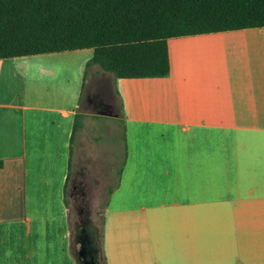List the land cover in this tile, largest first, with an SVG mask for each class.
<instances>
[{
  "label": "crops",
  "instance_id": "crops-1",
  "mask_svg": "<svg viewBox=\"0 0 264 264\" xmlns=\"http://www.w3.org/2000/svg\"><path fill=\"white\" fill-rule=\"evenodd\" d=\"M166 47L165 76L93 65L82 91L91 51L36 80L0 59V264H80L68 206L103 198L97 264H264V27Z\"/></svg>",
  "mask_w": 264,
  "mask_h": 264
},
{
  "label": "trees",
  "instance_id": "trees-1",
  "mask_svg": "<svg viewBox=\"0 0 264 264\" xmlns=\"http://www.w3.org/2000/svg\"><path fill=\"white\" fill-rule=\"evenodd\" d=\"M258 27L264 0H0V59L91 49L82 91L93 65L114 79L163 77L168 38Z\"/></svg>",
  "mask_w": 264,
  "mask_h": 264
},
{
  "label": "rangeland",
  "instance_id": "rangeland-1",
  "mask_svg": "<svg viewBox=\"0 0 264 264\" xmlns=\"http://www.w3.org/2000/svg\"><path fill=\"white\" fill-rule=\"evenodd\" d=\"M90 51L91 49H81V50H74L70 52L80 53V55H84L85 53L87 52L89 53ZM72 55L73 56H71L70 61L74 62L77 78L80 79L81 73L83 71V65H82V62L80 61V56L76 54H72ZM21 61L28 62V64H22ZM14 62H15V71L17 73L18 81H21L23 77L32 78L33 80H36V79L48 76L51 73V71L46 70L44 68H50L51 66L58 64L57 62H49V61H43V60L41 61L40 59L34 60L32 56L31 57L29 56L28 57H17L15 58ZM97 84H99V82ZM85 98L86 97L84 95L82 99V106H84L83 103L85 102ZM111 102H113L114 105L117 104V100H115L113 97L111 99ZM104 200L105 199L103 198L102 201L104 202ZM102 201H99V203L95 202L93 205H91V208L88 205H84L82 203L76 206L75 205L68 206L69 207V224L71 228L73 242L75 239L76 221L78 219H81V220L88 219L89 221L88 220L87 221L90 227L92 229H94L95 227L97 228L95 235L98 236V243H99L101 227H100V216H97L98 214L97 212H100L101 209L103 208V206L101 205ZM98 205H101V206H98ZM94 206H97L96 209H94ZM128 230L130 231V227H128ZM97 258H98L99 264H102L101 259L99 257Z\"/></svg>",
  "mask_w": 264,
  "mask_h": 264
},
{
  "label": "water",
  "instance_id": "water-1",
  "mask_svg": "<svg viewBox=\"0 0 264 264\" xmlns=\"http://www.w3.org/2000/svg\"><path fill=\"white\" fill-rule=\"evenodd\" d=\"M76 250L77 258L80 264H97L95 257V248L91 236H86L78 242Z\"/></svg>",
  "mask_w": 264,
  "mask_h": 264
},
{
  "label": "flooded vegetation",
  "instance_id": "flooded-vegetation-1",
  "mask_svg": "<svg viewBox=\"0 0 264 264\" xmlns=\"http://www.w3.org/2000/svg\"><path fill=\"white\" fill-rule=\"evenodd\" d=\"M96 105L102 106L105 110H110L108 101H102L100 98H96L95 100ZM92 235L91 227L87 220H81L78 219L75 224V239H74V245L78 247V242L82 238H85L86 236ZM77 250V249H76Z\"/></svg>",
  "mask_w": 264,
  "mask_h": 264
}]
</instances>
